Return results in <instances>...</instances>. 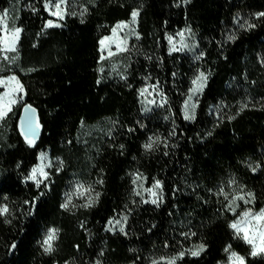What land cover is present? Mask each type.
<instances>
[{"label": "trees", "instance_id": "16d2710c", "mask_svg": "<svg viewBox=\"0 0 264 264\" xmlns=\"http://www.w3.org/2000/svg\"><path fill=\"white\" fill-rule=\"evenodd\" d=\"M12 1L0 0V15ZM14 2L25 99L0 118V206L9 210L0 216V264H169L157 259L181 252L176 264H234L231 252L264 264L230 227L241 209L234 215L220 194L264 208V0H93L61 27H49L44 0ZM136 10L140 37L125 72L102 77L100 40ZM187 26L199 50L171 53L168 38ZM198 72L207 82L187 120ZM149 83L166 103L144 113L139 90ZM23 106L36 113L34 140L22 131ZM102 120L108 135L82 136ZM149 136L160 143L146 151ZM43 149L60 163L37 186L27 177ZM134 174L161 183L160 205L135 195ZM77 183L93 190L90 200L62 207ZM120 215L129 216L126 231L110 232ZM49 230L57 236L45 251Z\"/></svg>", "mask_w": 264, "mask_h": 264}, {"label": "rangeland", "instance_id": "374dc122", "mask_svg": "<svg viewBox=\"0 0 264 264\" xmlns=\"http://www.w3.org/2000/svg\"><path fill=\"white\" fill-rule=\"evenodd\" d=\"M46 8L53 19L49 23L50 26L61 27L67 16L80 15L88 8V4L93 2V0H65L61 4L60 8H56L54 4L58 0H44ZM20 3H15L12 1L11 6L0 15V78L5 80L4 84H0V103H2L5 111V115L1 118L3 121L7 118V115L15 110V107L22 104L25 99V94L23 86L16 75V71L21 69L20 67V48L19 40L21 36V27L18 26L19 14H20ZM136 13L135 18H133V13L131 18L126 21H121L116 23L111 28V33L100 40V73L102 77H107L112 75L123 74L127 67L128 52L131 50V42L137 40L140 37L138 30V19L139 11H134ZM53 13H58V15H53ZM58 25V26H57ZM19 28L20 32L13 37L15 29ZM103 41V43H101ZM169 50L170 52H181V53H196L199 50L198 36L193 30V28L187 26L179 32L173 34L168 38ZM200 73H196L195 77L191 82V87L188 95L184 100L183 113H187L193 118L196 115L198 109V101L204 92V88L207 82V74L204 77L197 80ZM15 77V80H8V77ZM197 80L194 85L193 81ZM139 93L140 106H142V111L144 113H150L153 110L164 106L166 103L165 95L163 90H161L159 85L156 84H146L141 88ZM191 97V99H189ZM10 101H15L14 103H9ZM195 105V107H193ZM187 119V120H193ZM22 131L24 136L29 140H34L39 132V124L36 121V113L27 106L22 107ZM110 129V122L106 120L99 121L98 124L93 126L83 127L82 136L88 139H98L103 135H108ZM60 163L59 159H52L49 154L48 149H43L39 152L38 162L31 168L27 179L34 182L36 185L38 181L39 184L46 182L50 176V170L54 164ZM36 169V172H33ZM46 174V176H45ZM134 193L137 197H140L144 202L148 201L155 205H160L163 200L162 185L160 183L159 187H155L156 183L152 186H147L145 180L139 175L134 174ZM78 185H83L77 183L74 188L70 191L69 195L66 197V203L68 205H80L85 203V201L90 200L92 195V189L90 187L84 186L83 188H77ZM81 193H83L81 195ZM138 193V194H137ZM243 195V194H241ZM69 198L71 202L69 203ZM248 199L247 197H245ZM155 200L156 203L152 201ZM239 205V207H237ZM250 205H245L244 202L232 204V207L236 209V212L247 210ZM245 208V209H244ZM243 209V210H242ZM128 215L116 216V218L110 220L107 225V229L110 232L116 233L125 232L126 225L128 221ZM119 221V223H117ZM123 228V231H121ZM48 231L45 240L49 236ZM57 236V231L54 230L52 238L45 244L47 247L52 246L51 244L55 241ZM192 251H199V247H194ZM202 251H199V254ZM192 255V254H191ZM175 259V264L181 258L179 254L177 256L167 257L163 256L157 261L170 262ZM234 264H239L237 260L234 259Z\"/></svg>", "mask_w": 264, "mask_h": 264}, {"label": "snow or ice", "instance_id": "6c2138e0", "mask_svg": "<svg viewBox=\"0 0 264 264\" xmlns=\"http://www.w3.org/2000/svg\"><path fill=\"white\" fill-rule=\"evenodd\" d=\"M65 2V0H58V2H56L54 4V6L56 8H60L61 4H63ZM53 15H58V13H53ZM133 18H135L136 13L133 12ZM260 16H264V13H260L258 14ZM51 24V22H49ZM58 26V25H57ZM250 26H254V25H250ZM20 32V29L17 28L15 29V32L13 33V37H15L18 33ZM103 43V41L101 42ZM204 77L203 73H200V76L197 77V80L201 79ZM8 80H15L16 78L13 77H8ZM197 80L193 81V84L195 85L197 83ZM5 80L3 78H0V84H4ZM189 99H191V97H189ZM15 101H10L9 103H14ZM4 105L2 103H0V118H3V116L6 114L4 111ZM193 107H195V105H193ZM192 116H189L187 113H185V119H192ZM160 143V137L156 136V137H152L149 136L148 137V142L144 145L145 150H152L154 145H157ZM33 172H36V169H33ZM46 176V174H45ZM135 183V181H133ZM39 181L37 183V186H39ZM160 182L157 181L156 185H154L155 187H159ZM78 190L83 188V185H78L77 186ZM83 193H81L82 195ZM138 194V193H137ZM220 194L224 196V199L226 201H228L226 208L227 210L231 211L234 215L236 214V209L232 207V204L235 200L239 199L242 200L244 202L245 205H248L250 203H252L253 201L251 199H246L245 195H239V196H235L232 199H229V195L227 193L224 192L223 189H220ZM98 195V194H97ZM248 197H251L252 194L251 193H247L246 194ZM71 202L70 198H69V203ZM153 203H156L155 200L152 201ZM89 203H91V201H89ZM87 206V205H85ZM62 207L67 208L68 207V203H65L64 205H62ZM237 207H239V205H237ZM8 208L6 205L4 206H0V216L5 215L8 213ZM117 223H119V221H117ZM230 227L232 229H234L236 231L237 234H240L241 232H243V239L246 241V243L252 245V255H256L257 251L259 250V252L264 253V208H261L259 210V212H254L251 208H248L247 210H244L240 213V216L237 218V220L235 222H233ZM121 231H123V228H121ZM54 230H50L49 232V236L48 238L45 240V244H48V241L52 238ZM187 235V234H185ZM194 235V233L192 234ZM230 248V246H229ZM204 250V245H200L199 246V251H203ZM45 251H51V246L49 245L48 248L45 249ZM199 251H192L191 254L193 256H197L199 255ZM225 251H229L228 248L225 249ZM184 252L179 253L180 257H183ZM230 259L235 258V260H237L239 262V264H244V257L242 256H238L237 253L235 252H231L230 254ZM175 259L173 258L172 261L169 262V264H175ZM154 264H156V262H154Z\"/></svg>", "mask_w": 264, "mask_h": 264}, {"label": "built area", "instance_id": "2783aa9c", "mask_svg": "<svg viewBox=\"0 0 264 264\" xmlns=\"http://www.w3.org/2000/svg\"><path fill=\"white\" fill-rule=\"evenodd\" d=\"M239 256V255H238ZM235 259V258H234ZM245 264V263H244Z\"/></svg>", "mask_w": 264, "mask_h": 264}]
</instances>
